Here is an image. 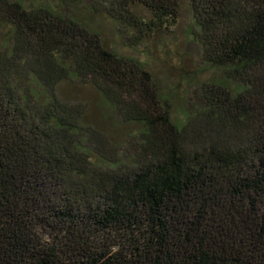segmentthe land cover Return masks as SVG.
<instances>
[{
	"label": "trees",
	"instance_id": "1",
	"mask_svg": "<svg viewBox=\"0 0 264 264\" xmlns=\"http://www.w3.org/2000/svg\"><path fill=\"white\" fill-rule=\"evenodd\" d=\"M56 1L0 0V264H264V0H190L222 78L181 123L143 62ZM89 8L141 42L175 25L179 0ZM68 79L139 141L108 150L61 95Z\"/></svg>",
	"mask_w": 264,
	"mask_h": 264
},
{
	"label": "rangeland",
	"instance_id": "2",
	"mask_svg": "<svg viewBox=\"0 0 264 264\" xmlns=\"http://www.w3.org/2000/svg\"><path fill=\"white\" fill-rule=\"evenodd\" d=\"M20 1L27 5L34 0ZM58 1L63 13L75 17L91 31L98 32L107 47L121 56L134 57L143 62L157 84L162 101L166 100L175 122H183L187 113L195 111L202 83L222 78L221 70L202 59V50L193 37L199 28L190 0H179L177 21L173 27L159 29L141 42L133 41V32L126 35L120 33L119 25L110 16L93 14L89 5L94 0ZM99 1L107 3V0ZM140 13L148 18L150 16L144 9ZM59 91L65 99L82 104L84 122L106 135L108 150L111 148L120 153L127 144L133 146L139 141V126L124 121L91 85L78 79H68L61 84Z\"/></svg>",
	"mask_w": 264,
	"mask_h": 264
}]
</instances>
